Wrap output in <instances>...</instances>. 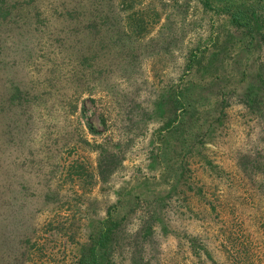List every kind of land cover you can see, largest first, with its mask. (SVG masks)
<instances>
[{
  "label": "rangeland",
  "instance_id": "1",
  "mask_svg": "<svg viewBox=\"0 0 264 264\" xmlns=\"http://www.w3.org/2000/svg\"><path fill=\"white\" fill-rule=\"evenodd\" d=\"M53 17L0 49V264H76L109 211L125 216L109 264H264V39L215 45L205 23L161 43L158 26L79 12L74 38L53 43L51 27L73 30ZM176 86L205 101L185 115L197 134L177 151L182 171L164 181L160 113Z\"/></svg>",
  "mask_w": 264,
  "mask_h": 264
},
{
  "label": "trees",
  "instance_id": "2",
  "mask_svg": "<svg viewBox=\"0 0 264 264\" xmlns=\"http://www.w3.org/2000/svg\"><path fill=\"white\" fill-rule=\"evenodd\" d=\"M50 7L51 14L43 15L38 0H0V49L5 47L8 40L13 43V28L28 33L36 30L34 27L38 23L45 27L48 17L54 18V12L60 13L64 25L73 30L70 32L64 29L65 36L60 38L59 35H63L61 29L51 27L52 35L48 39L53 40V43L74 38L80 21L79 12L82 15L85 12L93 15L102 27L106 24L124 23V18L119 16L121 11L126 12L124 27L127 29L149 32L151 28L158 26L160 31L157 38L150 40L161 43L183 41L190 31L205 23L208 24L209 31L205 39L215 45L223 41L231 47L236 44L235 41H239L249 50L257 41L264 39V0H52ZM197 15H200L199 18H195ZM5 31L7 36H2ZM136 38L142 39L140 36ZM118 39L131 40L129 37ZM197 50L199 52L188 51L185 54L186 69H192L205 58L207 49L200 46ZM0 65L3 63L0 62ZM194 95L190 87L176 86L166 103L159 102L162 104L160 115L165 130L162 135L165 148L159 162L164 181L173 180L178 174V168L182 171V160L176 157L177 151L193 148V137L197 130L188 129L187 134L185 133V115H193L196 103L203 104L205 101L202 100L205 99L203 96ZM9 99L8 107L11 110L13 93ZM191 137L192 142L189 144ZM173 140L179 142L178 148L172 145L171 149L166 145ZM0 145L9 144L0 141ZM117 204L118 202L113 206L115 209ZM124 218V215L119 218L116 214L107 212L106 218L90 232L87 242L81 246L76 264H109L108 250Z\"/></svg>",
  "mask_w": 264,
  "mask_h": 264
}]
</instances>
